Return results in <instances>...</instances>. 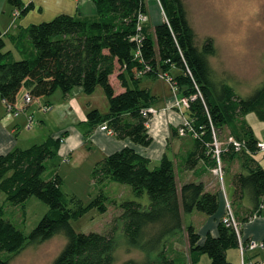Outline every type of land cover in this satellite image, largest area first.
<instances>
[{"label": "trees", "instance_id": "trees-1", "mask_svg": "<svg viewBox=\"0 0 264 264\" xmlns=\"http://www.w3.org/2000/svg\"><path fill=\"white\" fill-rule=\"evenodd\" d=\"M8 1L20 10L19 15L35 8L33 1L28 4L22 0ZM93 2L96 18L63 13L21 29L14 41L22 59L5 50L0 26V98L15 107L23 88L35 99L58 90L67 94L75 87L93 93L102 86L109 100V111L90 110L87 116L91 126L106 123L117 137L149 146L153 137L148 129L149 117L143 115L142 109L151 106L155 96L140 86L141 78L158 77L173 67L181 69L173 79L183 89L184 96H196L186 110L195 128L188 133L196 142V149L186 159L188 167H195L206 154L212 157L215 166V137L218 139L227 127L238 140L245 142L242 151L225 143L221 153L223 163L240 154L245 158V171L233 177L232 206L239 231L221 220L219 234H208L201 242L194 225L185 226L183 213L197 210L215 214L220 206L219 193L207 190L203 182H188L179 188L173 158L165 154L158 166L151 167L150 159L130 146L96 164L92 177L100 190L85 203L65 191L64 180L58 173L46 175L50 161L54 166L59 161L62 142L61 137L50 136L41 143L16 147L0 155V188L7 200L25 209L26 201L35 196L49 206L27 235L6 218L5 206L0 205V251L16 255L29 245L41 244L63 233L67 242L54 264H114L118 245L115 233L78 232L71 220L94 208L106 212L110 196L104 186L107 182H119L130 185L137 199L122 201L115 219L122 223L130 247L145 253L143 260L130 259L124 264H197L204 254L209 255L210 264H231L227 251L240 247L243 223L264 213V167L253 157L260 149L253 128L245 119L249 112H256L264 120V83L242 96L229 83L214 79L210 57L217 54L215 41L208 37L199 45L184 0H160L167 19L155 26L154 35L147 24L138 31L139 13L149 12L146 0ZM139 33L141 41L137 40ZM115 71L125 88L122 92L116 91L111 80ZM176 131L179 133V129ZM145 194L149 197L148 204L139 199ZM246 206L250 209L242 213ZM183 231L188 242L185 263L178 262L167 248L169 237ZM10 260L11 257H0V264H10Z\"/></svg>", "mask_w": 264, "mask_h": 264}, {"label": "crops", "instance_id": "crops-1", "mask_svg": "<svg viewBox=\"0 0 264 264\" xmlns=\"http://www.w3.org/2000/svg\"><path fill=\"white\" fill-rule=\"evenodd\" d=\"M22 1L25 4L33 1L35 8L27 14H20L18 17L15 15L17 7L12 5L8 0H0V26L6 41L5 50L11 51L15 58L17 54L22 55V53L17 48L14 37H17L21 29L28 27L30 24L42 22L26 20L32 15L31 13L33 11L40 10L44 12L46 8L48 10H59L57 12L55 11L54 17L63 13L75 14L85 18H96L97 16L96 6L93 0H76L77 6L74 11L69 9V0ZM184 2L186 4L185 0ZM147 5L150 13V20L147 25L150 34L154 35L155 26L166 21L167 16L160 0H148ZM8 37L13 45L9 49H7ZM218 53L217 48V54L215 56ZM181 72V69L173 67L169 72L170 74H168L174 78ZM117 74L118 71H115L111 76V80L116 91L122 92L125 88L120 85ZM140 86L149 89L155 96L151 106L157 109V113L148 121L149 133L153 137V141L149 146L136 144L130 138L121 139L117 137L116 133L102 129V124L94 127L91 126L87 116L90 110L96 108L102 113L109 111V100L106 98L107 96L105 97V91L100 86L93 93L85 92L82 87H75L67 94H64L62 91H56L50 96L35 98L30 103L25 102L24 97L28 90L23 88L17 96L14 107V111L17 114L10 113L8 105L0 98L4 105H6V110L3 109V112L0 111V155L6 154L16 147L27 148L35 143H41L50 136L61 137L59 161L55 166L52 164L53 161H50L51 167L46 175L50 176L58 173L63 178L65 186H67L69 184V177L75 173L73 171H76L75 177L79 176L80 174L77 171L85 166L87 174H91L90 178L92 180L90 181V185H93L92 191L88 193L89 196L94 198L99 192V189L96 187L97 185L92 177V172L96 164L106 156L126 146H130L134 147L141 155L149 158L151 167H156L160 164L163 156L168 154L176 164L179 188L188 182H203L207 190L219 193L220 206L215 214L207 215L203 212H196L197 210L190 213H183L185 226L190 224L194 225L201 235V242L205 240L208 234L217 236L219 234V223L227 212V204L230 203L232 205L234 198V174L245 171L243 165L245 158L240 154L233 159H225L222 182L213 173L212 157L209 158L207 154L198 160L195 167L189 168L186 159L196 149L195 137L190 133L181 135L176 131L187 119V107L177 105L179 98L184 96L183 89L177 85L174 79L172 84L160 76L154 77L150 75H143ZM99 98L103 100V105H100ZM46 105H50V109L45 110L44 107ZM39 112L41 114L38 115ZM36 116L37 120L35 121ZM31 118L33 119L32 123L30 122ZM53 122L60 126H52L51 124ZM225 129L230 131L229 135L233 134L231 128L227 127ZM254 134L258 142L264 141V136L260 137L256 135L255 131ZM253 157L264 167V151H256ZM225 173H227V177H225ZM112 184V182H107L104 188ZM94 185L96 188H94ZM65 191L69 193V191ZM73 194L78 196L77 192ZM145 203L148 204L149 200L145 201ZM249 209L250 206H246L242 210V213ZM188 215H192V218L188 221L190 223H186V217ZM180 234H183L186 239L185 256L188 258L186 231ZM240 239L241 243L245 244L243 257L251 263L264 264V246L258 245L257 247L251 248L248 246V243H245L256 241L261 244L263 242L264 213L261 216H255L251 220L243 223ZM234 250L241 251V248L234 247L227 251V258L231 264H236L231 257V253Z\"/></svg>", "mask_w": 264, "mask_h": 264}, {"label": "rangeland", "instance_id": "rangeland-1", "mask_svg": "<svg viewBox=\"0 0 264 264\" xmlns=\"http://www.w3.org/2000/svg\"><path fill=\"white\" fill-rule=\"evenodd\" d=\"M185 1L188 16L197 32L198 43L202 46L206 38L212 37L218 48V55L210 57L214 68V79L217 82L225 81L229 83L240 95L251 94L264 83V0ZM68 3L69 9L74 11L77 1L69 0ZM55 11L59 10H48V8L44 12L36 10L26 20L32 22L50 21L54 18ZM17 16L19 17V15ZM11 47L13 45L8 37L7 49ZM22 57V55H16V59H22ZM100 88L103 87L100 86ZM58 91L61 92V90ZM104 94L106 97V93ZM99 103L100 105L104 104L101 98H99ZM5 107L6 105L0 100V111L6 110ZM246 121L254 129L256 135L264 136V120L260 119L256 112H249L246 115ZM51 125L54 127L60 126L54 122ZM229 133L228 129H224V132L218 135L221 146L222 142H226ZM233 136L236 138L234 133ZM73 172L75 173L69 177V184L67 186L64 184V189L69 191L71 195L77 192L80 199L85 203H89L93 198L88 193L93 189V185H90L91 174H87L85 166L77 171L80 174L79 176L75 177L76 171ZM225 174V177H227V173ZM112 183L111 186L104 188L110 196L108 210L101 212L94 208L82 217L72 219L71 224L78 232H114L118 242L114 264H124L130 259L143 260L145 253L138 248L130 247L122 223L115 219L120 214L119 205L122 201L137 198L130 185L119 182ZM96 187L100 190L98 185ZM96 187L94 185V188ZM145 196L139 198L143 203L149 200L148 195L145 194ZM0 205L5 206L6 218L18 225L27 235L49 210V206L35 196L26 201L25 209L22 205L12 204L7 200L6 194L1 188ZM191 218L192 215H188L186 223H190L188 221ZM66 242V235L59 233L41 244L29 245L16 255L8 251H0V257L3 259L11 257L10 264H54V260L64 248ZM185 244L186 239L183 234H177L167 240L169 253L174 257L177 256V261L181 263L188 262V258L185 256ZM242 245L245 251V245L243 243ZM231 257L236 264H241V251H232ZM210 261L209 255L204 254L197 264H210Z\"/></svg>", "mask_w": 264, "mask_h": 264}, {"label": "built area", "instance_id": "built-area-1", "mask_svg": "<svg viewBox=\"0 0 264 264\" xmlns=\"http://www.w3.org/2000/svg\"><path fill=\"white\" fill-rule=\"evenodd\" d=\"M19 13H20V10L17 9L15 11V15H19ZM149 20H150L149 12H140L139 13V16H138V31L139 32L143 30L145 24H147ZM137 40L141 41L140 33H139V36H137ZM138 53L140 54L139 51H138ZM160 77L170 81L173 84V78L168 73H161ZM195 97L196 96H182L177 101V105L185 106L188 108L190 106L191 100H193ZM24 99H25L26 103H30L33 100V97L31 96L30 92H27ZM50 107H51L50 105H46L44 107V109L48 110V109H50ZM8 108H9L10 113L17 114L14 111V106L8 105ZM142 113L145 117H149V120H150L151 117L157 113V109L152 107V106H149V107L143 108ZM32 121H33V119L31 118L30 122L32 123ZM101 128L104 130H108L111 133L113 132V130L106 123L102 124ZM189 131L194 132L195 128H193L192 122L187 118L185 120V122L182 124V126L179 127V134L185 135ZM220 143H219V140L215 137V142L213 145L214 146L213 157L216 160V164H215V166L212 167V171L222 182L223 176H224V163H223V160L221 157V153L223 152V145L225 143H229L235 147L236 151H242V149L245 147V142L240 141L237 138H235L234 136L230 135V136H228L225 143L222 142V146ZM258 147L261 151H264V141L258 142ZM262 208H264V204L262 205ZM222 220L226 225L233 226L239 231V229H238L239 223H238V221L234 215V211H233L232 205L230 203L227 204V212H226V215L223 217ZM258 245L264 246L263 243L260 244L256 241H250L248 243V246L251 248L257 247ZM240 248H241V253H242L241 264H256V263H251V262L247 261L243 257L244 246L242 245V243L240 245Z\"/></svg>", "mask_w": 264, "mask_h": 264}]
</instances>
